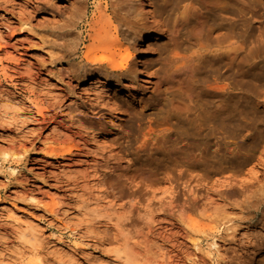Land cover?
<instances>
[{
    "label": "rangeland",
    "instance_id": "rangeland-1",
    "mask_svg": "<svg viewBox=\"0 0 264 264\" xmlns=\"http://www.w3.org/2000/svg\"><path fill=\"white\" fill-rule=\"evenodd\" d=\"M75 1L0 0V264H264V0Z\"/></svg>",
    "mask_w": 264,
    "mask_h": 264
},
{
    "label": "bare ground",
    "instance_id": "bare-ground-1",
    "mask_svg": "<svg viewBox=\"0 0 264 264\" xmlns=\"http://www.w3.org/2000/svg\"><path fill=\"white\" fill-rule=\"evenodd\" d=\"M135 2L139 5V12L147 19L149 20V22H155L156 23V18L155 15L152 13L151 8H150V4L148 0H135ZM119 4V3H118ZM117 7V6H116ZM83 8H84V3L83 0H76L73 4V8L71 10L70 13V22L68 21V23H66L64 25V33L63 36L66 38V45L64 46V49L68 52H72L76 50V43L77 40H79V36L77 37V35H75L72 30H70L71 25L75 24V22L81 18L83 16ZM114 32L117 33V29H114ZM119 33V32H118ZM59 34V33H58ZM120 34L126 38L127 36H129V33L125 30L120 31ZM152 36V35H151ZM155 36V35H154ZM117 37V35H116ZM148 38V37H147ZM158 36H155L153 39L154 40H158L157 39ZM129 39V38H127ZM160 39V38H159ZM113 41V40H111ZM106 41H96V43L91 47V48H87L86 52L83 54L82 58V63L84 65H90V66H94V65H99L101 66L102 63H106L108 66L110 67H115L114 61L108 59L107 57H105L104 55L101 56H93L91 54V52L93 51V49L97 48L99 45L105 43ZM150 42V41H149ZM226 54L229 55L230 54V48H227L226 50ZM128 56V55H127ZM126 56V58H127ZM123 59L120 63H119V67L118 68H124L127 64V60ZM142 59V58H141ZM143 60V59H142ZM138 62V61H137ZM143 62V61H142ZM145 63V62H144ZM138 68L140 69V72L142 74V72L145 71V67H143L141 60H139L138 62ZM96 79V80H95ZM93 81L94 84H96L97 82H101V80H99L98 78H95ZM99 84V83H97ZM107 84V83H106ZM102 87V92L103 91H108V86L107 85H103ZM120 91V90H119ZM118 93L122 95V92ZM126 94V93H125ZM55 152V151H54ZM29 234V233H27ZM32 235V233L30 234V236ZM33 238V237H29ZM34 239V238H33ZM75 244V243H74ZM76 247V246H75ZM74 248V247H72ZM36 250V249H35ZM34 254V253H33ZM35 256V255H34ZM37 258V257H36ZM39 259V257H38ZM33 264H42L40 263L39 260H37L35 263Z\"/></svg>",
    "mask_w": 264,
    "mask_h": 264
}]
</instances>
